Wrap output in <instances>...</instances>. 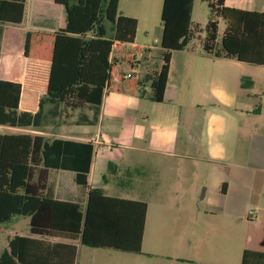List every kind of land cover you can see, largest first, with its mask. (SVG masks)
I'll list each match as a JSON object with an SVG mask.
<instances>
[{
    "label": "trees",
    "instance_id": "obj_1",
    "mask_svg": "<svg viewBox=\"0 0 264 264\" xmlns=\"http://www.w3.org/2000/svg\"><path fill=\"white\" fill-rule=\"evenodd\" d=\"M26 0H0V23L20 24ZM194 0H162L160 68L134 78L116 67L112 53L134 42L137 19L118 13L119 0H53L62 7L61 23L54 32L28 30L24 55L50 63L47 89L39 109H18L21 85L0 79V125L29 128L44 122L42 107L52 105L49 115L90 107L92 116L78 122L98 121L103 96L113 81L126 82L160 102L168 79L172 50H182L195 38L202 50L216 58L264 65V12L241 9L225 0H204L214 17L203 26L192 21ZM224 28L219 37V20ZM219 37V38H218ZM133 68L131 53L124 57ZM245 78L241 85L245 86ZM251 84V83H250ZM94 144L65 137L49 138L32 132L0 133V223L13 215L29 218V235L14 234L0 253V264H75L77 245L139 252L147 214L143 200L106 195L88 186ZM114 164L108 163V170ZM69 170L74 182L86 187L84 206L54 197L51 170ZM50 238H59L54 241Z\"/></svg>",
    "mask_w": 264,
    "mask_h": 264
},
{
    "label": "crops",
    "instance_id": "obj_2",
    "mask_svg": "<svg viewBox=\"0 0 264 264\" xmlns=\"http://www.w3.org/2000/svg\"><path fill=\"white\" fill-rule=\"evenodd\" d=\"M27 4L28 0L25 1L23 21L27 20ZM225 4L264 12V0H258L257 8H249L250 5H254L250 0H225ZM31 12L42 19L35 21L34 15L28 17V20L32 22L25 30L24 35L28 30L52 33L58 29L61 23L62 7L55 4L53 0H32ZM48 12H54V15H47ZM47 16L51 18L47 19ZM3 24L0 57L2 51L7 50L4 80L20 83L18 109L34 113L39 109L40 98L47 89L50 63L47 60L26 57L23 52L24 48H21L19 44L12 47V40L20 38L21 32L11 27L12 24ZM7 32L10 34L9 38L6 35ZM120 48L121 50L112 53L116 59V67L120 71L140 79L146 73L160 68L162 57L158 63L153 62L152 48L138 43L136 35L134 42L121 44ZM194 51L189 45L182 50L171 51L168 79L162 101L156 102L149 99L145 88L149 82L144 84L146 94L141 96L138 89L130 91L126 82L113 81L111 87L113 86L115 90L109 88L103 96L98 121L95 124L83 122V138L75 136V134L55 137L90 141L94 144L95 154L88 173V186L100 188L104 192L102 186L90 184L97 162L96 152L102 148V145L110 144L103 138V130L112 134H118L122 127L130 130L123 114L129 109L125 110L123 107L140 109L148 126L147 137L142 139L141 146H136L132 142L125 146L136 148L145 154L133 155L129 165L122 162V159L115 162H105V160L99 159L100 167L107 165L108 168V163L111 162L114 164L113 173L145 166H149L157 172L164 168L168 173L159 175L161 178L163 177V180L161 178L146 180L140 182L139 185L149 187V189L162 185L185 187L192 193H197L198 189L204 185L206 207L209 214L222 215L227 224L233 218H246L248 223L258 224L260 226L259 233L264 236V65L256 67L261 87L259 93H256L257 102H253L251 87L255 85V79H249L246 74L237 76L228 70V67L244 68L243 66L248 63L237 61L234 58H216L208 54H205L206 57H202L201 54ZM128 52L134 56L136 61L133 68L124 59ZM195 53L201 56L197 63H206L208 67L198 72L194 84L190 82L185 84L183 79L187 75L191 58ZM142 56H144L143 60L146 64L142 70V76H138L137 68L143 63V60L140 59ZM242 78H245V86L241 85ZM119 84L125 85V90L122 92L118 88ZM111 95L113 97H110ZM205 105L208 108L205 111L207 116L205 120H201V113L204 112ZM51 107V104L45 103L42 107L43 115L45 113L49 115ZM91 110L88 107L87 112H84L83 115L91 117ZM41 126L19 128L0 125L6 129H21L19 132L39 133L49 137L47 136L49 133L38 129ZM144 160H148L147 163H144ZM101 177L105 181L104 174L101 173ZM249 187L255 189L251 198L257 206L254 210L258 211L252 215H248V211L252 209L246 204V198L250 193ZM253 217L256 219L248 220ZM59 240L61 239L57 238L54 241ZM71 242L76 244L78 241ZM249 252L251 256L254 254L255 258L264 254V250L261 251L258 248L249 249ZM77 257L78 246L75 264Z\"/></svg>",
    "mask_w": 264,
    "mask_h": 264
},
{
    "label": "rangeland",
    "instance_id": "obj_3",
    "mask_svg": "<svg viewBox=\"0 0 264 264\" xmlns=\"http://www.w3.org/2000/svg\"><path fill=\"white\" fill-rule=\"evenodd\" d=\"M31 1L28 0L27 4V20L11 26L21 32L19 40H12V47H16L19 44L23 48L24 32L29 28L30 22H32L28 20V17L34 15L31 12ZM250 1H253L254 5H250L249 8H255L258 5V0ZM161 7L162 0H119L118 2L119 14L134 17L138 20L136 41L152 48L153 62L156 61L157 63L161 60V52L163 50L160 45L162 33ZM47 15L52 16L54 12H48ZM34 16L35 21H41V17L38 15ZM212 17L214 15L210 12L206 1H193L192 21L194 23H199L203 26ZM50 18L47 16V19ZM218 20L220 37L225 24L221 18H218ZM3 25V23H0V46L2 45L1 33L3 32ZM6 35L9 38V32ZM189 46L195 50L194 52L206 57V53L201 47L200 38H195ZM197 53L191 58L187 75L183 79L185 84L189 82L194 84L198 72L208 67L206 63H202L203 65L197 63L201 57ZM143 57L140 59L143 60ZM6 58L7 50H4L0 57L1 79L5 78L4 63ZM20 62L22 63V60ZM142 62L137 68L138 76H142V70L146 64L144 60ZM243 67L241 69L228 67V70L237 76L246 74L249 79H255V85L251 87V97L253 102H257L258 96L256 93H259V88L261 87L257 65L248 63ZM118 88L122 92L125 90V85L119 84ZM145 88L147 94H149V85H146ZM110 97H113V95ZM87 109L88 107L75 109V111H64L54 118L44 112V122L41 128L38 129L49 133L47 135L49 138L59 135L72 136L73 134L83 138L84 123L78 121L81 115L87 112ZM123 109H129L124 111L123 114L127 127L131 128V131L125 127H122L118 134L103 130V138L110 144L102 145V148L97 150V162L95 163L94 175L90 184L92 186H102L105 190L104 192L108 195L143 200L147 203L146 225L141 250L139 252H127L112 248L83 245L78 241L76 242L78 246L76 264H263L264 254L255 258V255L251 256L249 252V249L254 248H258L261 251L264 250V236L260 235L258 229L260 226L248 223L246 218L238 217L230 219V223L227 224L222 215L209 214L206 207L204 185L198 189L197 193H192L185 187L163 185L149 189V187L140 186L139 183L161 178L159 175L168 173L166 169L162 168L160 172H157V170L145 166L113 173L112 170H108L107 165L100 167L99 159L105 160V162H115L122 159V162L129 165L133 155L145 154L136 148L125 146L129 142L136 146H141L142 139L147 137L148 126L143 119L142 111L133 107L127 108L126 106ZM203 109L201 120H205L207 116L205 112L208 109L207 106L205 105ZM88 112L90 113V111ZM19 131L21 129L0 127V132ZM147 161L144 160L143 162L147 163ZM101 173L104 174L105 181H103ZM73 176L74 173L69 170L52 169L50 171L49 180L53 187L54 196L60 200L73 201L84 206L86 187L76 184ZM161 179L163 180V177ZM248 190L250 193L246 198V204L254 210L257 206L251 197H253L252 194L255 193V189L249 187ZM255 219L253 217L248 220L253 221ZM14 234L29 235V218L27 216L13 215L10 220L0 223V253L4 248H7L8 239ZM50 239L57 240V238Z\"/></svg>",
    "mask_w": 264,
    "mask_h": 264
},
{
    "label": "built area",
    "instance_id": "obj_4",
    "mask_svg": "<svg viewBox=\"0 0 264 264\" xmlns=\"http://www.w3.org/2000/svg\"><path fill=\"white\" fill-rule=\"evenodd\" d=\"M257 212H258L257 210H249L248 215H252V214L257 213Z\"/></svg>",
    "mask_w": 264,
    "mask_h": 264
},
{
    "label": "water",
    "instance_id": "obj_5",
    "mask_svg": "<svg viewBox=\"0 0 264 264\" xmlns=\"http://www.w3.org/2000/svg\"><path fill=\"white\" fill-rule=\"evenodd\" d=\"M201 199H202V197H201Z\"/></svg>",
    "mask_w": 264,
    "mask_h": 264
}]
</instances>
